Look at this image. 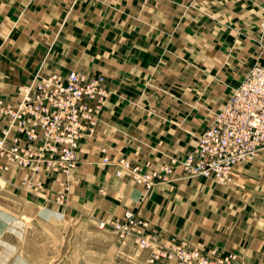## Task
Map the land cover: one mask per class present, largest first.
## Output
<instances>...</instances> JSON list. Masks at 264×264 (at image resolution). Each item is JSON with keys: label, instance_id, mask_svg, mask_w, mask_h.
<instances>
[{"label": "crops", "instance_id": "0c3cea01", "mask_svg": "<svg viewBox=\"0 0 264 264\" xmlns=\"http://www.w3.org/2000/svg\"><path fill=\"white\" fill-rule=\"evenodd\" d=\"M263 61L264 0H0V96L17 100L18 84L70 71L103 75L110 91L67 181L50 175L37 197L21 188L27 171L1 176L0 229L50 233L64 218L97 222L136 208L163 240L264 264V150L233 184L177 175L142 203L141 188L114 164L125 156L154 169L186 155L212 110Z\"/></svg>", "mask_w": 264, "mask_h": 264}, {"label": "built area", "instance_id": "2783aa9c", "mask_svg": "<svg viewBox=\"0 0 264 264\" xmlns=\"http://www.w3.org/2000/svg\"><path fill=\"white\" fill-rule=\"evenodd\" d=\"M18 91L17 100L0 96V173L11 169L28 171L24 188L41 184L33 180L39 174L65 177L75 168V150L83 137L93 133L101 106L109 96L105 77H89L77 71L66 76L51 73L20 84ZM261 149H264V66L255 65L215 112L212 124L195 148L184 159H172V163L189 175H202L223 183L232 178L235 164L251 159ZM119 162L146 187L162 177L159 171L141 173L124 158ZM161 171L164 175L171 173L172 166L166 165ZM125 218L132 226L141 224L130 211ZM111 225L119 234L125 228L118 222ZM140 243L148 246L150 240L143 238ZM172 250L173 257L184 264H216L203 258L195 248L175 245ZM221 262L242 264L234 261V257Z\"/></svg>", "mask_w": 264, "mask_h": 264}, {"label": "rangeland", "instance_id": "374dc122", "mask_svg": "<svg viewBox=\"0 0 264 264\" xmlns=\"http://www.w3.org/2000/svg\"><path fill=\"white\" fill-rule=\"evenodd\" d=\"M255 65L264 66V61L262 62V64L255 62L253 66ZM253 66H251L250 68H252ZM250 68H248L247 72ZM247 72L245 73V75L247 74ZM39 77L40 75H37L33 79ZM20 84H18V86ZM18 86L17 93L19 94ZM233 88L234 87H232V89ZM232 89L230 90V92L232 91ZM230 92L228 93V96ZM106 101L107 100H105V102ZM105 102L101 106L93 133L83 137L80 142L87 136H92L96 132L97 126L100 121L99 117ZM223 104L224 103H222L218 108H214L212 110V112L210 113V117H212V120L210 119L211 121L210 123L208 122L209 124L206 123V127L204 126V129H202V132L199 133L196 138L197 140L195 139V143H193L186 155L182 157L169 156L167 157L166 162L160 164L154 169H144L139 165H132L127 157H120L126 159L131 168H138L141 173H152L154 171H159L162 177L155 178L153 184L150 187H146L144 184L138 183L132 177L131 172L128 169H125L122 164H120V158L115 161L114 164L117 167L116 175L120 176L123 172L128 173L129 178L132 180L135 186L142 189L141 203L148 195H150L154 186L177 179V175L181 179L188 180L203 177L212 181L216 185L226 186L233 184V182L235 181L237 168L240 165L254 161L258 153L261 150H264L261 149L254 157L249 160L235 164L232 171V178H230L229 181L223 183L215 181L212 178L204 177L202 175H189L180 166L177 167L172 163V159H184L195 148L200 136L212 124L215 112L219 110ZM199 118H202V116L199 115ZM77 149L75 150L76 161ZM100 151L102 153L100 163L103 165L111 164V159L108 157L107 149L103 147ZM104 158H107V161H105ZM166 165L172 166V172L166 173V175H164L161 169ZM74 169L75 168H73L68 173V175L65 174L64 178L66 181L71 177ZM7 172L0 173V178L4 173ZM28 176L29 172L27 171V178ZM48 177L49 175L44 176V174L34 176L33 180L35 182L40 181L41 184H39L38 186L27 188H24L23 182L25 183V181L23 179L21 188L29 194L41 197L45 192V179H47ZM163 177H165V179H163ZM64 185L65 188H67L66 183H64ZM62 197L63 196L59 194L56 197L55 202L59 204L62 203ZM127 211L133 213L135 220L140 221L141 224L133 226L130 225L129 221L125 218ZM111 222L120 223L125 227L124 230L119 234L114 230ZM101 223H103V226H100ZM24 229H22V234L20 235L17 234V232L15 233L14 227H1L0 264H144L145 259L146 264H184L181 260L175 259L173 257L172 249L175 245L185 249L195 248L204 256L203 258L207 259L208 261H213L216 264H223L222 262L220 263V261H223L225 258L231 257H234V261L244 264V262L241 261L237 257V255L233 253H223L217 247H213L212 249H209L205 252L199 247L190 246L176 237H170L163 240L159 232L151 227L150 220L141 216L136 208H127L119 216L111 217L108 219H101L97 222H93L88 218L83 217H76L72 219L64 218L61 221L56 222L53 227L48 230L50 233H46L45 227L37 225L31 226L26 234ZM143 238H148L150 240V244L148 246L141 245L140 240ZM128 244H131L132 247H134L133 252H128V250L125 249ZM143 253L147 254L146 258L142 257Z\"/></svg>", "mask_w": 264, "mask_h": 264}, {"label": "bare ground", "instance_id": "6f19581e", "mask_svg": "<svg viewBox=\"0 0 264 264\" xmlns=\"http://www.w3.org/2000/svg\"><path fill=\"white\" fill-rule=\"evenodd\" d=\"M142 190V189H141Z\"/></svg>", "mask_w": 264, "mask_h": 264}]
</instances>
